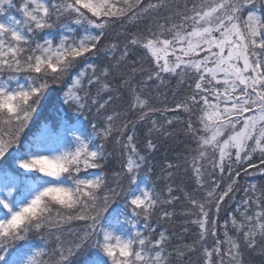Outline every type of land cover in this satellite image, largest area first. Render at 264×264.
Segmentation results:
<instances>
[{
    "label": "snow or ice",
    "instance_id": "6c2138e0",
    "mask_svg": "<svg viewBox=\"0 0 264 264\" xmlns=\"http://www.w3.org/2000/svg\"><path fill=\"white\" fill-rule=\"evenodd\" d=\"M173 79L170 103L149 92ZM55 87L64 114L29 135ZM174 124L183 160L153 181ZM256 173L264 0H0V264H264V184L240 182ZM181 200L196 231L173 244Z\"/></svg>",
    "mask_w": 264,
    "mask_h": 264
},
{
    "label": "trees",
    "instance_id": "16d2710c",
    "mask_svg": "<svg viewBox=\"0 0 264 264\" xmlns=\"http://www.w3.org/2000/svg\"><path fill=\"white\" fill-rule=\"evenodd\" d=\"M177 89V82L175 79H173L169 84L166 86H162L159 89H156L155 85H153L149 92L152 94L153 97L156 96L157 91L163 96L165 92H167L168 95V102H171L172 99V93ZM185 93V89L181 88L177 92V98H181ZM62 95L60 88L55 87V89L51 92L50 96L43 102L42 107L38 111V113L34 116L33 122L30 125V132L29 135H31L33 132H36L41 125L44 123H51L52 119L55 118L58 114L63 115L64 114V106L62 104V101L60 100V96ZM44 106V107H43ZM158 106H162L159 105ZM71 115V113H68ZM174 114L173 113H166L165 115H160V113H156L153 116V119L157 121V125L163 124L167 118H171ZM179 115L182 118H186V114L179 113ZM132 118V117H130ZM151 127V123H141L136 128V135L141 143L143 145V142L146 137L147 129ZM183 128L182 124H174L172 126V129H175L172 136L165 137L160 134L154 133L153 139L158 144V150L150 157L151 162L154 166V173L152 176V180H156V175L159 174L161 176L164 175V173L161 172V169L164 168L166 161L175 162L177 157L180 156L181 161L183 160L182 155H180L183 152L184 143L186 142L185 137L182 134L181 129ZM172 129H169L170 131ZM131 134V133H130ZM115 162L113 161V164ZM241 185L244 187H247L250 184H257L261 185L264 184V176L256 173L249 176H244L241 179ZM166 181L161 179L158 182V190L164 189L166 193L165 188ZM176 186H182L185 188L186 191L192 192V190L196 187L194 183V179L191 176L190 172H185L183 167L176 173L174 180H173V187ZM177 195H182L179 192H176ZM237 200L235 203H238L240 198L244 196L243 191L237 192ZM187 205L183 203L181 200L180 202H177L174 205L175 211L177 212L176 220H175V227L173 228V225L170 223H162L160 226V230L167 229L169 233L175 232L176 235L172 237L173 244H176L179 242V237L183 235L185 237L184 242L185 243H191V240L194 237V233L196 231V227L191 224H185L184 221L187 219V217L180 215L181 209L186 207ZM169 210H172L173 206H167ZM221 216L224 217L225 213L222 212ZM183 228H188V232L184 233L182 232ZM35 243V241H34ZM11 259V257H9ZM196 257H193V260H195ZM251 261V264H262V258L256 255H253L251 257L247 258Z\"/></svg>",
    "mask_w": 264,
    "mask_h": 264
}]
</instances>
